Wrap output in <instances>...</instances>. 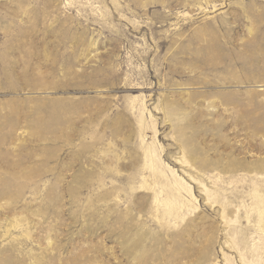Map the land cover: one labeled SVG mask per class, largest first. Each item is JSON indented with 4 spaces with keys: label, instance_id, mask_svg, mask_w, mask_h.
<instances>
[{
    "label": "rangeland",
    "instance_id": "1",
    "mask_svg": "<svg viewBox=\"0 0 264 264\" xmlns=\"http://www.w3.org/2000/svg\"><path fill=\"white\" fill-rule=\"evenodd\" d=\"M0 264H264V0H0Z\"/></svg>",
    "mask_w": 264,
    "mask_h": 264
},
{
    "label": "bare ground",
    "instance_id": "2",
    "mask_svg": "<svg viewBox=\"0 0 264 264\" xmlns=\"http://www.w3.org/2000/svg\"><path fill=\"white\" fill-rule=\"evenodd\" d=\"M167 203L170 205V203H171V202H170V201H168ZM171 207H172V206H171ZM175 212H176V211H175ZM168 213H170V211H169Z\"/></svg>",
    "mask_w": 264,
    "mask_h": 264
}]
</instances>
